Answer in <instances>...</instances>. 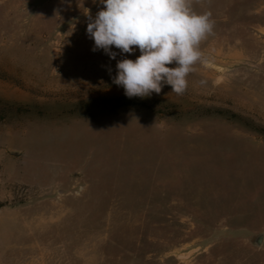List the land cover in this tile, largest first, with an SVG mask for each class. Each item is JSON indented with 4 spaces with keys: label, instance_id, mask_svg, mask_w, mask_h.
Instances as JSON below:
<instances>
[{
    "label": "rangeland",
    "instance_id": "374dc122",
    "mask_svg": "<svg viewBox=\"0 0 264 264\" xmlns=\"http://www.w3.org/2000/svg\"><path fill=\"white\" fill-rule=\"evenodd\" d=\"M34 2L0 0V264H264V0H192L207 62L120 108L99 0Z\"/></svg>",
    "mask_w": 264,
    "mask_h": 264
},
{
    "label": "clouds",
    "instance_id": "9594fccd",
    "mask_svg": "<svg viewBox=\"0 0 264 264\" xmlns=\"http://www.w3.org/2000/svg\"><path fill=\"white\" fill-rule=\"evenodd\" d=\"M99 2L103 8L94 18L89 16L86 28L94 41L92 51L102 49L111 59L117 56L113 47L120 54L140 51L135 60L117 61L113 83L123 87L128 98L160 94L165 85L171 87L172 93L182 96L194 65L207 62L199 46L213 32L211 12H195L192 0ZM172 64L175 67L168 66Z\"/></svg>",
    "mask_w": 264,
    "mask_h": 264
},
{
    "label": "trees",
    "instance_id": "16d2710c",
    "mask_svg": "<svg viewBox=\"0 0 264 264\" xmlns=\"http://www.w3.org/2000/svg\"><path fill=\"white\" fill-rule=\"evenodd\" d=\"M115 107L120 108V107H126V106H141V104H139L137 102L136 99L133 98H124V99H119V100H115Z\"/></svg>",
    "mask_w": 264,
    "mask_h": 264
},
{
    "label": "water",
    "instance_id": "95a60500",
    "mask_svg": "<svg viewBox=\"0 0 264 264\" xmlns=\"http://www.w3.org/2000/svg\"><path fill=\"white\" fill-rule=\"evenodd\" d=\"M45 2H47V0H35V2L33 3L34 7H40L42 6Z\"/></svg>",
    "mask_w": 264,
    "mask_h": 264
}]
</instances>
